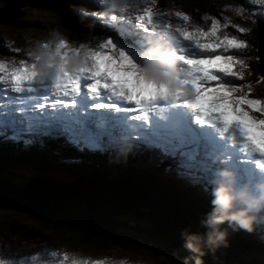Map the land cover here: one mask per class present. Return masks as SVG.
I'll use <instances>...</instances> for the list:
<instances>
[{
    "label": "trees",
    "instance_id": "obj_1",
    "mask_svg": "<svg viewBox=\"0 0 264 264\" xmlns=\"http://www.w3.org/2000/svg\"><path fill=\"white\" fill-rule=\"evenodd\" d=\"M69 1L74 3L76 0H61L51 11L30 5L18 6L16 28L13 31L19 33L21 30L28 29L39 33L34 38L43 37L50 31H60L61 35H66L73 41H92L98 39L101 29L97 26H89L87 22L78 19L69 9ZM167 1L169 0H158L157 5L169 7V4L165 3ZM178 1L189 5V2L193 0ZM0 4L2 7L4 6L3 1ZM182 8L199 14L198 11L192 9L190 6ZM30 10L38 11L39 13L44 11L46 14L38 19L27 13ZM215 15L217 17L225 16L219 8L215 9ZM227 16L231 18L234 25L241 24L239 26L247 30V34L241 37L248 42L247 48L253 46L250 31L253 32V35L258 34L257 22L249 21L246 16L238 18L231 11H229ZM229 29L234 31L232 28ZM18 41L21 42L23 39ZM260 42V48L263 50L264 35L260 39ZM31 43L32 41L29 44L18 43L17 46L22 53L16 56L26 57L27 52L33 51L34 48H31ZM258 46L259 43L255 47L257 48V52L250 53L247 50L246 53L250 63L248 78L253 82L251 83L254 89L253 93L261 95L264 98V84L256 83L258 76L260 74L264 75V69L260 66L262 65V61L260 63L262 56ZM45 144L46 148L36 150L19 146L13 142H0V177L9 182L12 181L18 186L39 181L100 180L124 177L134 183L144 184L162 193L169 194L184 209L192 213V220L202 232L210 231L202 222L207 220L208 214L212 212V207L209 208L206 204H203L202 198H192V193L187 186L181 185L178 188L173 178H163L160 176L158 174V165L148 163L146 158L134 156L124 151L116 153L111 149L104 152L99 149L78 150L73 148L68 142L56 139H47L45 140ZM134 150L138 151V148ZM53 153L58 154L57 158ZM60 155H63L62 158L65 159L58 161L57 159H60ZM69 156L79 158L72 159ZM66 158H69V162H66ZM55 164L59 167L53 168ZM237 190H240V188H237ZM200 195L199 193L198 196ZM0 208L7 210L8 215L17 213L19 209L22 210L27 216L30 215L35 220L37 227L40 225L41 227L51 229L53 233H58L61 236L67 235L66 241L61 242L73 243L74 249H80L85 253L104 252L113 247L122 250L140 248L141 255L148 256L156 264H177V262L183 261L185 257L192 255L175 245L165 243L136 229L84 228L79 226L76 228L57 222L30 209L5 206H0ZM257 214H259V211L254 215L255 218H257ZM188 215L191 216L189 213ZM11 224L15 225L12 218L5 222L3 226ZM257 226L253 221L252 229L249 231L240 228L238 225H230L227 221L219 225L221 231H227L225 241L219 245L220 250H217L212 255L213 257L202 259L203 264H264V243L254 240L255 234L253 230ZM1 227L0 230H2ZM55 233L53 238L57 237ZM48 243L50 242L48 241ZM246 248L251 249L250 253L258 256L260 260L244 254L243 250ZM190 264H195V261H190Z\"/></svg>",
    "mask_w": 264,
    "mask_h": 264
},
{
    "label": "snow or ice",
    "instance_id": "obj_2",
    "mask_svg": "<svg viewBox=\"0 0 264 264\" xmlns=\"http://www.w3.org/2000/svg\"><path fill=\"white\" fill-rule=\"evenodd\" d=\"M157 4L158 0H151ZM253 5L251 9L243 4L225 6V11H231L238 18H243L244 13L251 14L254 22L257 18L264 17V0H248ZM148 3V0H145ZM174 18L177 28L184 29L182 36L191 45L198 49L195 55L182 57L185 63L191 65L194 87V99L188 102L187 107L197 113V121L201 125L219 121L228 132L237 134L242 145L264 155V99L255 98L251 84H233L232 81H243L244 77L239 72L242 57L238 53L247 48V41L239 37L247 34V30L234 25L228 16L213 17L204 14L200 21L188 13L176 12L173 17L159 15L152 6L145 7L142 13L136 16L137 24L145 29L169 21ZM210 22V23H208ZM207 24V26H205ZM232 28L237 35H230L227 29ZM119 47L117 42L110 38V43ZM121 48V47H120ZM12 52V49H8ZM115 61V62H114ZM94 71L96 78L105 88L122 93L131 99V93L137 89L147 93L146 99L154 96L153 85L149 81L143 83L139 77L129 79L127 72L134 67L131 56L126 52L119 55L104 53L94 54ZM123 65V66H122ZM34 73L23 62L0 61V85H7L14 93L31 92ZM256 83L264 84V75H259ZM84 85L77 86L76 91L81 94ZM245 88L247 90L245 91ZM139 93H137V96ZM73 102L76 100L73 98ZM55 109L56 105H51ZM103 107V105H100ZM259 113V115H255ZM89 136L96 137L101 147L104 146L107 130L88 129ZM235 136V135H234ZM139 154H152L160 164L166 165V171H175L176 175L195 185L206 183L205 159L198 138L191 129H182L177 126L174 130L163 136H145L143 143L138 145ZM264 230V228H261ZM40 261V264H107V260L81 259L65 252H46L43 258L34 254L30 258L20 259L18 264H30ZM5 259L0 258V264H5ZM8 264V262H7Z\"/></svg>",
    "mask_w": 264,
    "mask_h": 264
},
{
    "label": "water",
    "instance_id": "obj_3",
    "mask_svg": "<svg viewBox=\"0 0 264 264\" xmlns=\"http://www.w3.org/2000/svg\"><path fill=\"white\" fill-rule=\"evenodd\" d=\"M2 1L0 27L11 31L16 28L18 6L51 11L61 0ZM0 206L30 209L57 222L84 228L136 229L188 253L183 247L185 232L207 238L172 197L128 181L53 180L13 186L0 179ZM203 248L202 259L208 258L213 246L205 243Z\"/></svg>",
    "mask_w": 264,
    "mask_h": 264
},
{
    "label": "rangeland",
    "instance_id": "obj_4",
    "mask_svg": "<svg viewBox=\"0 0 264 264\" xmlns=\"http://www.w3.org/2000/svg\"><path fill=\"white\" fill-rule=\"evenodd\" d=\"M2 0H0L1 2ZM116 1H120V0H116ZM145 0H141L140 2H144ZM149 2H151V0H148ZM104 3H106L104 0H76L74 3H72V1H69V9L72 13L75 14L76 17H78V19L83 20L85 22H87V24L89 26H97L99 29H101V34H98V38L99 39H103V40H107L110 39L111 36L110 34H108V31H106V29L101 26L99 24V22H103L106 23L108 25L111 26L112 29H117V27L112 26L111 24L108 23V19L104 20V16H98L100 14L101 11L104 10V7H102L104 5ZM167 4H169V9L170 10H174V9H182V7L187 8L188 6H190L192 9H195L196 11H198L199 13H211V14H215V9L219 8V10L221 9L223 12V15L227 16L229 11H225V6L228 5H235V4H243L246 8L251 9L253 7L252 4H250L248 2V0H235V1H226V0H200V1H196L193 0L191 2H189V5H186L185 3H180L178 0H169L167 2H165ZM26 4H22L20 6H24ZM0 8H2L1 4H0ZM28 14H30L31 16H34V18H40L41 16L45 15L46 13L43 11L41 13H39L38 11H34V10H30L27 12ZM237 16V15H236ZM244 16H246L249 21L254 22L251 14H249L248 12L244 13ZM258 22H257V26H258V34L256 33L255 35H253V32L250 31L251 38H252V45L254 46H250V50L249 52L254 53L257 52L254 51L256 45L259 43L258 49L260 51V54L262 56L261 61L264 60V47H263V51L262 48H260V38L262 39V36L264 35V17H260L257 18ZM236 23V22H235ZM238 24V23H236ZM241 25V24H239ZM92 31V30H91ZM54 33H60V31H50L47 32L43 37L40 38H34L37 35H39V33L37 32H32L31 30H21V32H17V31H7L3 28L0 27V61H5V60H19L21 58V56H16L18 54H21L22 51L18 48L17 44L18 43H25V44H29L31 41V48H37L38 44L40 42L43 41H49L52 39L53 34ZM95 33V32H94ZM111 33L117 37L118 33L115 31H111ZM66 36V35H63ZM15 37V38H14ZM21 42H19L18 40H22ZM27 42H26V41ZM83 48H86V45L83 44L82 45ZM262 47V46H261ZM12 49V52H9L8 49ZM32 51H29L26 53V57L30 56L29 53ZM258 64V63H257ZM258 67V66H257ZM260 71L261 68H259ZM247 72H249V69L246 70ZM244 81H250L251 83L252 80L251 79H246ZM49 99V98H48ZM47 112H50L49 108H46ZM13 143L18 144L19 146H23L25 148L30 149V145L32 142H25L23 140L19 141V140H12ZM45 142H43L42 144H44ZM74 148V147H73ZM57 158V157H56ZM58 161H61V159H57ZM64 162V161H62ZM59 167L57 164H55L53 166V168H57ZM62 173V172H61ZM164 178V177H163ZM2 180V178H0ZM107 179V178H106ZM105 179V180H106ZM114 180H121V181H129L128 179L121 177V178H117ZM4 183L13 185V186H18L15 183H13L12 181L6 182L4 180H2ZM132 182V181H130ZM177 187L179 188V185L177 183V180L175 181ZM235 188L237 190V188H239V186L237 184H235ZM192 191V198H198V194L200 193L201 195H205L204 191L197 186H192L191 188ZM168 196H170L167 193H164ZM200 195V196H201ZM209 208L212 207V210L214 208L213 206L208 205ZM240 207H244V205L240 204L239 202L237 203V208ZM186 210V209H185ZM7 210H4L3 208H0V226H2V230H0V253H3L4 255H11L13 253H21V252H30L31 250H38L40 248L43 247H53L56 249H61V250H65L66 252H68L70 254V256H75V257H83L85 255L88 254L91 256H95V255H110L113 256L116 259H120L123 258L126 262H131V263H138V262H145L146 264H156L154 263L148 256L145 255H141V251L139 250L140 248H129L127 250H122L120 248H110L107 249L104 252H90V253H85L82 252L80 249H74V244L73 243H65V242H61V241H66V236H61L58 233H55L57 237L53 238L54 233L51 229L49 228H45V227H41L39 225V227L36 226V222L35 220L30 216V215H26L22 210H17L18 212L13 214V215H8V213L6 212ZM10 211V210H8ZM257 210H253L252 212H250V215L254 216ZM264 217L263 213L259 212V214H257V218L254 219V223L256 225H259V221ZM10 218L13 219L14 224H11L9 226H3L5 224V222H7ZM69 225V224H67ZM72 227H76L74 225H69ZM205 235L207 234L206 232H203ZM257 237V235H256ZM254 237V240H257V238ZM262 239V238H260ZM48 241L50 243H48ZM222 242L219 243V245ZM219 245L218 246H213V251L210 255V257H213L212 255L219 249ZM244 254H248V256H253L255 257L257 260H260V258L258 256H256L251 252V249L246 248L243 250ZM243 259H245L244 257H242Z\"/></svg>",
    "mask_w": 264,
    "mask_h": 264
},
{
    "label": "clouds",
    "instance_id": "obj_5",
    "mask_svg": "<svg viewBox=\"0 0 264 264\" xmlns=\"http://www.w3.org/2000/svg\"><path fill=\"white\" fill-rule=\"evenodd\" d=\"M62 39L59 33H54L51 40L47 43L40 42L35 50L29 53L37 61L38 69L42 76L53 78L54 68L52 65L60 62V58L54 50L53 45ZM67 67L69 70L81 68L85 59L82 55L72 54L68 57ZM178 58L174 51L166 48L163 44L155 45L145 53L144 72L149 79L162 85H167L172 89L183 87L180 77L182 72L178 67ZM187 90V89H186ZM223 178L218 181V186L214 188V199L212 204L214 208L208 214L206 221L202 223L206 225L210 231L206 234V240L200 234H188L185 232V242L183 247L193 255L185 257L183 261L177 264H190L194 260L195 264H203L202 257L205 254L203 245L206 243L209 247L218 246L220 242H224L227 231H221L219 225L226 221L230 225H238L245 230H251L255 219L250 215L253 210H259L264 206V185H258L260 196L252 195L247 187L240 190L235 188V174L230 170L224 169L220 171ZM244 207L237 208V203ZM124 264V262H119Z\"/></svg>",
    "mask_w": 264,
    "mask_h": 264
},
{
    "label": "bare ground",
    "instance_id": "obj_6",
    "mask_svg": "<svg viewBox=\"0 0 264 264\" xmlns=\"http://www.w3.org/2000/svg\"><path fill=\"white\" fill-rule=\"evenodd\" d=\"M261 39V38H260ZM262 65H260V66H262V68L264 69V60L262 61V63H261ZM258 212V210L256 211V213ZM255 213V214H256ZM191 217V216H190Z\"/></svg>",
    "mask_w": 264,
    "mask_h": 264
}]
</instances>
